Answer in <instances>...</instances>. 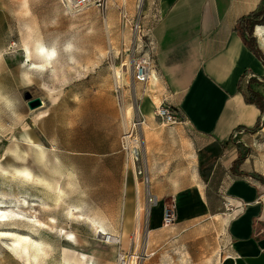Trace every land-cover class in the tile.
<instances>
[{"label": "rangeland", "instance_id": "obj_1", "mask_svg": "<svg viewBox=\"0 0 264 264\" xmlns=\"http://www.w3.org/2000/svg\"><path fill=\"white\" fill-rule=\"evenodd\" d=\"M112 25V19L97 5L73 9L61 0H0V207L7 206L3 209L12 222L0 225V264H74L66 259L81 254H85L82 264H121L120 254L128 257L124 264H131L135 253L139 264H222L228 256L227 216L221 214L231 212L225 200L218 215L197 216L187 224L162 226L151 232L146 224L122 231L114 226V213L101 212L92 203L99 172L104 180V167L112 175L117 169L112 161L100 165L86 159L82 151L87 140L104 142L106 151L117 150L123 130L115 110L130 109L129 119L133 115L132 73L139 54L134 45L120 43ZM38 42L56 46V79L37 50ZM66 42L72 46L68 50ZM27 48L31 63L46 65L44 71L27 61ZM260 51L264 58V39ZM117 72L125 74L126 85L120 92ZM256 87L264 98V78ZM28 98H39L45 104L31 109ZM43 111L49 116L38 120ZM26 134L46 149L51 164L41 159L38 151L23 145ZM19 145L28 154L26 165L60 184L57 198L45 187L24 183L9 173L13 166L22 164L17 157ZM236 146L240 150L237 165L248 159L250 169L264 173V132ZM203 159L207 172L215 159ZM54 167L57 172L52 170ZM23 201L39 203L40 207L21 213L19 203ZM72 206H79L81 215L103 225L121 243L104 240L91 220L69 219L67 211ZM28 219H38L46 226H33L34 221ZM61 228L77 236L76 244L63 241ZM16 234L31 239L42 235L47 255L40 253L38 259L33 258L32 242L26 243V253L22 245L15 243Z\"/></svg>", "mask_w": 264, "mask_h": 264}, {"label": "crops", "instance_id": "obj_2", "mask_svg": "<svg viewBox=\"0 0 264 264\" xmlns=\"http://www.w3.org/2000/svg\"><path fill=\"white\" fill-rule=\"evenodd\" d=\"M263 6L264 0H107L103 10L120 43L135 47L152 41L148 51L155 61L150 81L134 83V100L146 120L140 129L143 156L151 191L159 200L150 216L145 214V192L121 143L109 152L104 142L87 140L82 151L86 159L100 165L112 161L117 169L112 175L104 167V180L99 172L92 200L99 211L114 213L115 227L125 231L146 224L150 232L159 229L164 205L172 201L175 224L184 225L197 216L218 215L229 200L237 208L221 214L227 216L228 253L222 264H264V173L250 169L248 159L237 165L236 146L261 133L254 129L264 114L246 102L251 89L259 92L264 62L236 28L240 19ZM135 23L147 35L143 41L136 40ZM263 28H253L251 43L259 51L264 38L258 32ZM165 101L182 114L181 122L163 125L155 116ZM115 111L124 133L130 109ZM204 156L215 159L207 172Z\"/></svg>", "mask_w": 264, "mask_h": 264}, {"label": "built area", "instance_id": "obj_3", "mask_svg": "<svg viewBox=\"0 0 264 264\" xmlns=\"http://www.w3.org/2000/svg\"><path fill=\"white\" fill-rule=\"evenodd\" d=\"M63 4L68 5L73 9H84L91 5H97L98 7L105 8L107 0H61ZM133 29L137 35L136 40H141L147 37L146 34L143 33L142 27L139 23H135L133 25ZM153 42L148 41L143 45H136L135 51L139 54L134 62V70L132 73V81L133 83H141L147 84L151 77L153 76V72L155 69V61L153 56L151 55L148 49L152 48ZM123 89V86H118V90ZM135 99V96H134ZM133 110L134 116L129 119L128 126L124 130L121 139V150L125 153L128 164L132 167L135 176L139 178V183L143 187L145 192V214L148 218L150 216L151 208L158 205L159 200L156 195H154L151 191V178L149 175L147 164L145 163L143 156V144L140 129L146 123L145 117L140 112V107L135 100L133 102ZM128 114V112H127ZM155 116L161 121L163 125H173L181 122L182 114L175 109L170 103L163 102L159 105L155 111ZM128 116V115H127ZM258 131L264 132V114L261 116L258 124ZM140 189H137V195H139ZM226 208L234 213V208H237L235 205L231 203V201L226 200ZM177 221V213H176V205L174 201L166 203L163 208V217L162 224L164 227L174 226ZM112 234H102V237H106V241L111 242ZM115 244H120L121 240L118 242H112ZM119 263L124 264L127 260H125V255H119ZM128 264H130L128 262Z\"/></svg>", "mask_w": 264, "mask_h": 264}, {"label": "bare ground", "instance_id": "obj_4", "mask_svg": "<svg viewBox=\"0 0 264 264\" xmlns=\"http://www.w3.org/2000/svg\"><path fill=\"white\" fill-rule=\"evenodd\" d=\"M259 36L264 38V28L263 29H259V32H258ZM39 44H37V50L39 51L40 54L43 55L44 57V62L48 65H50V67L52 68V75H53V78L56 79L57 75H58V69L56 67V65L59 63V59H58V54L55 50V45L53 43H47V42H38ZM67 43V42H66ZM68 45L66 46L67 50L70 49L72 46L70 43H67ZM71 60L73 61L74 58L71 57ZM27 61L31 63V51L27 48ZM75 61V60H74ZM31 65L33 67H36L37 69H40L41 71H44L46 69V65H43V64H36V63H31ZM124 78H125V74L124 72H117V79L119 80V84L118 86H124L126 85V81L124 83ZM43 104H45L44 101H42ZM129 112V111H128ZM125 114V113H124ZM49 116V113L48 111H43L41 113H39V116H38V120L40 119H44L46 117ZM126 119H128V116H125ZM127 125V124H126ZM21 140V139H20ZM24 140H25V144L23 143V145H27L30 147V149H32L33 151H38L36 153L39 154V157L41 159H45V162L46 163H49V160H48V155L46 153V149L38 142H36L32 137H30L28 134H26L24 136ZM17 157L22 161V164L19 165V166H13L12 167V170L9 171V173L11 175H13L14 177H18V178H21L23 180L24 183H31V184H34V185H38V186H42V187H45V189L47 191L50 192V195L54 196V197H58L57 195H59L61 193V187H60V184L57 183V181H53V180H50L48 177L38 173V172H35L30 166L26 165V160L28 158V154L26 152V150H24L21 145H19V148H18V151H17ZM51 164V163H49ZM47 165V164H46ZM58 167V166H57ZM55 169H52L54 170L55 172H57V169L56 167H54ZM4 170V169H3ZM50 197L51 199H53V197ZM44 206H48L47 203H44L43 204ZM7 206L5 205H2L0 207V225L1 226H5V225H10L12 224V222L9 220V215L8 213H6V211H4L3 208H6ZM40 207V204L39 203H34L32 205H30L27 201H23V203H19V209L21 211V213L24 212V210H34L36 211V208ZM23 210V211H22ZM80 210V207L79 206H72L68 211H67V216L68 218L70 219H78V220H91L89 217L86 218L84 217V215L80 214L79 212ZM28 220H31V219H28ZM52 220H54L52 218ZM31 221H34V225L33 226H36V227H43L45 228L46 225H43L38 219H34V220H31ZM93 227H95L98 232L101 234H109L105 231L103 225L101 224H98L96 221L94 220H91V223H90ZM61 234H62V238H63V241L65 243H68V244H76V237L73 233L69 232L66 228H61L60 230ZM1 235V234H0ZM2 235H5V234H2ZM99 235V234H98ZM124 235H126V233H124ZM15 236V243L22 245L21 249L23 251H25L27 253L28 251V247L26 246L27 242L28 241H31L32 242V246L35 247V250L32 254V257L35 258V259H38L39 258V255L40 253H42V255H47L45 252H44V248H43V243H46V240L45 238L42 236V235H39L38 234V239H31L29 236H25V235H20V234H16L14 235ZM102 238V237H100ZM104 240H106V237H103ZM78 241V240H77ZM110 241L111 242H118L119 241V238L115 235H111V238H110ZM123 241V239H122ZM25 244V245H24ZM29 256V255H28ZM82 257H75V258H67V262H74V264H82L83 263V257L85 258V254H81ZM128 257H125V260H127ZM138 259H139V256L137 253H135L132 258H131V264H139L138 262ZM54 264H64L62 262H56ZM225 264H228V262H225Z\"/></svg>", "mask_w": 264, "mask_h": 264}, {"label": "trees", "instance_id": "obj_5", "mask_svg": "<svg viewBox=\"0 0 264 264\" xmlns=\"http://www.w3.org/2000/svg\"><path fill=\"white\" fill-rule=\"evenodd\" d=\"M257 25H264V6L260 8L259 11L253 12L247 17H244L239 20L237 24L236 30L242 35L245 40V43L248 45L249 49L257 54L261 60L264 62V58L261 52L257 49L255 45L251 43L253 39V28ZM254 41V40H253ZM246 102L251 104H256L257 107L264 112V101L263 97L255 92L254 90H250V97H246ZM258 129V126L254 131Z\"/></svg>", "mask_w": 264, "mask_h": 264}, {"label": "water", "instance_id": "obj_6", "mask_svg": "<svg viewBox=\"0 0 264 264\" xmlns=\"http://www.w3.org/2000/svg\"><path fill=\"white\" fill-rule=\"evenodd\" d=\"M29 99V106L31 109H35L37 107H40L43 102L41 99L37 98V99H32V98H28Z\"/></svg>", "mask_w": 264, "mask_h": 264}]
</instances>
